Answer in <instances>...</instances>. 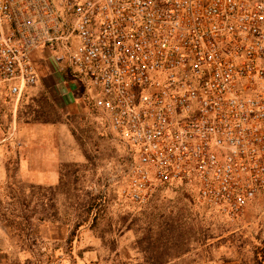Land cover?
<instances>
[{"label":"built area","instance_id":"2783aa9c","mask_svg":"<svg viewBox=\"0 0 264 264\" xmlns=\"http://www.w3.org/2000/svg\"><path fill=\"white\" fill-rule=\"evenodd\" d=\"M40 64L128 149L129 202L191 187L235 220L264 192V0H0V90Z\"/></svg>","mask_w":264,"mask_h":264},{"label":"rangeland","instance_id":"374dc122","mask_svg":"<svg viewBox=\"0 0 264 264\" xmlns=\"http://www.w3.org/2000/svg\"><path fill=\"white\" fill-rule=\"evenodd\" d=\"M131 163L48 66L19 98L0 90V264H264V192L235 220L179 185L131 203Z\"/></svg>","mask_w":264,"mask_h":264},{"label":"crops","instance_id":"0c3cea01","mask_svg":"<svg viewBox=\"0 0 264 264\" xmlns=\"http://www.w3.org/2000/svg\"><path fill=\"white\" fill-rule=\"evenodd\" d=\"M61 90H62V92H64L65 94H67L68 100L71 101L72 100L71 99L72 97H71V95H69L70 93H69L68 87L67 86H64L63 88H61Z\"/></svg>","mask_w":264,"mask_h":264},{"label":"trees","instance_id":"16d2710c","mask_svg":"<svg viewBox=\"0 0 264 264\" xmlns=\"http://www.w3.org/2000/svg\"><path fill=\"white\" fill-rule=\"evenodd\" d=\"M6 213L5 211H3V209H0V217H5Z\"/></svg>","mask_w":264,"mask_h":264}]
</instances>
